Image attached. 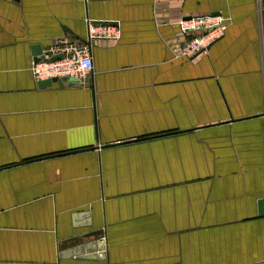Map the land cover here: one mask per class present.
I'll list each match as a JSON object with an SVG mask.
<instances>
[{
    "label": "crops",
    "instance_id": "crops-1",
    "mask_svg": "<svg viewBox=\"0 0 264 264\" xmlns=\"http://www.w3.org/2000/svg\"><path fill=\"white\" fill-rule=\"evenodd\" d=\"M197 14L224 33L177 57ZM61 37L93 70L39 89ZM261 199L264 0H0V264H264ZM98 236L105 258L70 255Z\"/></svg>",
    "mask_w": 264,
    "mask_h": 264
},
{
    "label": "built area",
    "instance_id": "built-area-1",
    "mask_svg": "<svg viewBox=\"0 0 264 264\" xmlns=\"http://www.w3.org/2000/svg\"><path fill=\"white\" fill-rule=\"evenodd\" d=\"M181 39L178 41L174 54L186 59L206 51V49L225 30L223 18L217 15L197 14L179 22ZM87 36L92 39H108L117 41L120 37L118 26L110 22L87 21ZM169 45V43L167 42ZM62 54V58L50 62H32L30 71L33 79L37 81L53 78H68L70 81L86 85L87 76L93 70L91 51L86 44H76L64 38L55 45L43 50L46 58L54 54Z\"/></svg>",
    "mask_w": 264,
    "mask_h": 264
},
{
    "label": "water",
    "instance_id": "water-1",
    "mask_svg": "<svg viewBox=\"0 0 264 264\" xmlns=\"http://www.w3.org/2000/svg\"><path fill=\"white\" fill-rule=\"evenodd\" d=\"M114 24V23H112ZM63 29V33L65 34L67 31L70 32L68 29ZM88 38V36H87ZM82 40L84 44H87L89 43V39L87 40ZM64 37H61V38H57L55 40L52 41V45H55L56 42L58 40H63ZM51 45V46H52ZM33 62L34 63H37V62H50V61H54V60H57V59H60L62 58V54L61 53H58V54H54L48 58L45 57V55L43 54V49L41 46L39 45H36L33 47ZM198 55L194 56V57H191V58H188V59H193L195 57H197ZM57 83L59 87H62L64 85H79L75 82H72L70 81L68 78H53V79H49V80H41V81H37V87L39 89H43V88H46L48 86H51L53 83ZM258 206H259V213L261 215H264V199H261L258 201ZM86 216L85 213H82L79 218L81 217H84ZM73 221L74 223L76 222L77 224V221H78V218L75 216L73 218ZM83 225H88L89 226V221H85V223H82ZM81 224V225H82ZM99 233V232H98ZM94 234H96L95 231H92L90 233H85L84 235H82L83 237H90L91 235L93 236ZM74 250V251H73ZM73 250H70L71 253L70 255L71 256H77V257H83V258H100V259H103L106 257V251H105V239L103 237H97L96 239L90 241V242H87L85 244H80L76 247L73 248Z\"/></svg>",
    "mask_w": 264,
    "mask_h": 264
}]
</instances>
